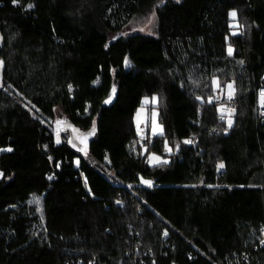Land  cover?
<instances>
[{"label":"trees","instance_id":"trees-1","mask_svg":"<svg viewBox=\"0 0 264 264\" xmlns=\"http://www.w3.org/2000/svg\"><path fill=\"white\" fill-rule=\"evenodd\" d=\"M150 14L152 35H124ZM263 75L264 0H0V264H264ZM213 76L234 82L227 132ZM152 96L163 136L144 128V151ZM57 111L95 122L87 155L54 141Z\"/></svg>","mask_w":264,"mask_h":264},{"label":"snow or ice","instance_id":"snow-or-ice-1","mask_svg":"<svg viewBox=\"0 0 264 264\" xmlns=\"http://www.w3.org/2000/svg\"><path fill=\"white\" fill-rule=\"evenodd\" d=\"M177 2H179V0H177ZM13 5L15 6L18 3V0H12ZM34 7V5L32 3H29L27 5V9H32ZM229 18L231 23L229 24L230 28H242V25H238L235 23L236 18H237V12L236 11H230L229 12ZM149 23H151V20H149ZM143 29H141L142 31ZM232 35H236L237 32L233 31L231 33ZM227 40V37L225 38ZM233 48L231 47V45H229L227 47V56L228 57H232L233 56ZM238 64L243 65L244 61L243 60H239L237 61ZM128 61L127 58H125V65L127 66ZM211 86H212V92L213 95H210L208 97V103L211 104L213 102V100H220V96L219 95H215V93L217 92H221L224 93L227 97V99L229 101H232L234 96H235V87H234V82H228L226 85H224L223 87H221V83L218 80V78H216L215 76H213L212 80H211ZM69 89H71V85H69ZM115 86H113L112 88V93H115ZM111 94L109 96L108 99H106L104 101L105 104H108L111 100ZM195 99L197 101H202V97L200 95H196ZM151 103L154 107L151 109V134L153 137L155 136H163V129L162 126L159 124L158 122V112L157 109L155 107V105L158 104V97L157 96H152L150 101L149 99L146 97L144 99V101L142 102V106L141 109L137 110L136 113V129H137V136L140 138L141 141H143L144 139H146L145 136L142 135V127L141 125L143 124L145 127H147V120L148 117L144 116L142 118V109L144 107V105ZM258 105L259 107H261L262 109H264V89H261L259 91L258 94ZM217 112L220 113V119L222 121H226L227 123V128L224 129L225 132H227V130L229 128H231L233 126V119L232 117L234 116L236 109L234 107H225L224 104H220L219 107H217ZM261 115H264V111L261 112ZM60 121H57V134H59V125H60ZM73 133H76L77 135H75L73 137V139L69 140L70 144H73L74 146H76V141H79L80 145H83V147H77V151L82 152L84 155H87V140L88 137L93 135L95 133V122L93 123V127L92 129L88 132V133H78V130L73 128L72 129ZM59 142V141H57ZM193 141L190 139H186L183 141L184 144H190ZM140 147L144 150L147 151V146L144 143H141ZM164 152L166 154H172V148L169 144V141L167 139L164 140ZM177 148H179V145H176ZM135 150V149H133ZM0 151H11V149H0ZM168 160L167 159H163L160 155H157L155 153H149L148 157H147V163L150 166H158V165H166L168 164ZM77 165H79V161H76ZM57 167H59V165H57ZM225 167L223 162H220L217 164V170L219 171L220 169H223ZM2 175V174H0ZM49 179H51V177H49ZM140 182L146 186L151 187L153 182L151 180H147L144 179L143 177H141ZM87 184V182H85ZM209 187H211V185H209ZM36 204L39 205V200L37 199ZM117 203H120L119 201H117ZM37 211L39 212L40 209L39 207H37ZM261 235L264 236V228L260 229ZM168 233L165 232L164 235H167ZM261 245H264V239L260 240Z\"/></svg>","mask_w":264,"mask_h":264},{"label":"rangeland","instance_id":"rangeland-1","mask_svg":"<svg viewBox=\"0 0 264 264\" xmlns=\"http://www.w3.org/2000/svg\"><path fill=\"white\" fill-rule=\"evenodd\" d=\"M149 20H151V23H149ZM141 29H143V30L141 31ZM154 29H155V18L152 14H150L146 18H136L135 20H133L129 25H127L125 27L124 35L127 36V35L134 34V33H141L144 35H152L154 33ZM129 65H130L129 61H128L127 66L124 63V66L126 68L129 67ZM221 87H223V86L221 85ZM223 94L224 93H221V92L215 93V95H220V96ZM144 99L142 100V102L144 101ZM149 101H150V99H149ZM152 106L153 105L151 103H148V104L144 105V107L142 109V118L144 116L148 117L147 125H150V127H151V109H152L150 107H152ZM139 109H141V107ZM136 113H135L134 118H133V122H134L135 127H136ZM57 114L58 115H57L56 119L52 122L53 125L51 128L53 136H54V141L56 143L65 142L69 146H71L72 148H76V149H77V147H83V145L79 144V141H76V146L69 143V140L73 139V137L77 134L73 133L71 126L68 125V123H67L65 117L62 115V113L57 111ZM57 121L61 122L59 125V134H57ZM141 127H142V129L146 128L143 124L141 125ZM91 137H92V135L88 137V140ZM88 140H87V142H88ZM57 141H59V142H57ZM148 145H149V142H148ZM148 145H147V147H148ZM161 157L163 159H166L163 156H161Z\"/></svg>","mask_w":264,"mask_h":264},{"label":"built area","instance_id":"built-area-1","mask_svg":"<svg viewBox=\"0 0 264 264\" xmlns=\"http://www.w3.org/2000/svg\"><path fill=\"white\" fill-rule=\"evenodd\" d=\"M261 89H264V75L261 77V83L259 85V87L256 89V94H257V106H258V110H259V114L261 115V112L264 111V109H262L261 107H259L258 105V94H259V91ZM220 96V95H219ZM212 104L214 105L215 107V110H216V114H217V119H218V122L223 124L226 128H227V123L226 121H222L220 119V113L217 112V107L220 106V104H224L225 107H235V96L233 98L232 101H229L226 97L225 94L221 95L220 96V100L217 101V100H213ZM262 117H264V115H261ZM233 121H234V117H232ZM141 143H144L146 146L148 145V141H146L145 139L143 141H140V144Z\"/></svg>","mask_w":264,"mask_h":264},{"label":"water","instance_id":"water-1","mask_svg":"<svg viewBox=\"0 0 264 264\" xmlns=\"http://www.w3.org/2000/svg\"><path fill=\"white\" fill-rule=\"evenodd\" d=\"M143 132V131H142Z\"/></svg>","mask_w":264,"mask_h":264}]
</instances>
